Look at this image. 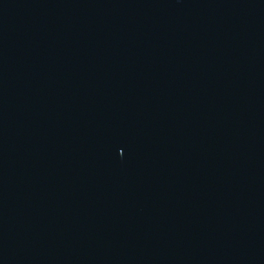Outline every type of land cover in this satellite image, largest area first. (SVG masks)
Returning <instances> with one entry per match:
<instances>
[{"label": "water", "instance_id": "1", "mask_svg": "<svg viewBox=\"0 0 264 264\" xmlns=\"http://www.w3.org/2000/svg\"><path fill=\"white\" fill-rule=\"evenodd\" d=\"M0 264H264V0H0Z\"/></svg>", "mask_w": 264, "mask_h": 264}]
</instances>
